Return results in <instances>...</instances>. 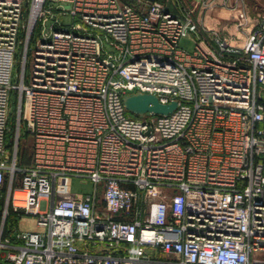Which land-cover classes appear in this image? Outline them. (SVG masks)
I'll return each instance as SVG.
<instances>
[{
  "label": "built area",
  "instance_id": "2783aa9c",
  "mask_svg": "<svg viewBox=\"0 0 264 264\" xmlns=\"http://www.w3.org/2000/svg\"><path fill=\"white\" fill-rule=\"evenodd\" d=\"M129 1L0 0L3 263L264 264V18L187 51L190 17ZM135 94L176 107L129 118Z\"/></svg>",
  "mask_w": 264,
  "mask_h": 264
},
{
  "label": "rangeland",
  "instance_id": "374dc122",
  "mask_svg": "<svg viewBox=\"0 0 264 264\" xmlns=\"http://www.w3.org/2000/svg\"><path fill=\"white\" fill-rule=\"evenodd\" d=\"M121 2L130 3L129 0H121ZM160 2L165 3L174 14L179 16L187 15L192 20L191 31L187 32L181 43L187 51L192 49L193 39L196 40L202 37L212 48H215L216 41L221 39L232 40L234 43L237 33L241 31L243 33L250 32L256 27L250 22L249 18L255 15H264V0H160ZM215 6L219 7V9L215 10ZM241 14L244 16V20L240 19ZM30 61L31 51L27 56L25 67L27 72L29 71ZM12 82L15 83L16 79L13 78ZM16 101L15 95H11L9 103L10 123L14 121L16 115ZM126 115L133 119L142 118V116L129 112ZM31 145V138L28 141L25 137L21 140L19 153L26 160L31 157ZM71 190L74 193H89L93 190V186L89 182L74 179L71 183ZM19 224L21 226L20 230L37 231L33 217H24L19 221ZM3 257L4 254L0 252V264H4Z\"/></svg>",
  "mask_w": 264,
  "mask_h": 264
},
{
  "label": "water",
  "instance_id": "95a60500",
  "mask_svg": "<svg viewBox=\"0 0 264 264\" xmlns=\"http://www.w3.org/2000/svg\"><path fill=\"white\" fill-rule=\"evenodd\" d=\"M123 105L127 112L143 116L145 114L167 115L171 113L176 103L162 105L153 95L135 94L123 97Z\"/></svg>",
  "mask_w": 264,
  "mask_h": 264
},
{
  "label": "trees",
  "instance_id": "16d2710c",
  "mask_svg": "<svg viewBox=\"0 0 264 264\" xmlns=\"http://www.w3.org/2000/svg\"><path fill=\"white\" fill-rule=\"evenodd\" d=\"M18 59H19V54L17 55V60ZM15 68L18 70L19 69V64H16ZM14 123H15V118H14V121L12 123L9 122L10 130H9V132L6 135V141H7L8 144L12 141V138H13L14 127H15ZM24 137L27 140V138H28L27 134L22 133L21 134V139H24ZM18 159H19V165H21V166L27 165L30 162V159H27V160L24 159L22 157V155H20V153H19ZM0 205H1V201H0ZM17 222H18V217L13 215V214H11L5 221V228H4V231H3V236H8L10 231H11L12 225L16 224Z\"/></svg>",
  "mask_w": 264,
  "mask_h": 264
},
{
  "label": "crops",
  "instance_id": "0c3cea01",
  "mask_svg": "<svg viewBox=\"0 0 264 264\" xmlns=\"http://www.w3.org/2000/svg\"><path fill=\"white\" fill-rule=\"evenodd\" d=\"M167 7V6H166ZM167 9H168V7H167ZM215 10L216 9H219V7H217V6H215V8H214ZM170 12H172L170 9H168ZM173 13V12H172ZM256 16V17H255ZM254 17H252V18H249V20H250V22H252V24H254V25H257L263 18H264V15L263 16H261V15H255ZM252 19V20H251ZM257 22V23H256ZM249 32H246V33H243V31H241L240 33H237V36L235 37V39H236V41H234V43H233V41L231 40V41H228V42H230V44H235L234 46H241L242 44H243V42H244V40H245V37H246V35L248 34ZM194 40V39H193ZM193 40H192V42H193ZM18 228L19 229H21V226H20V224L18 223ZM22 230H24V229H22ZM27 231V230H26Z\"/></svg>",
  "mask_w": 264,
  "mask_h": 264
},
{
  "label": "bare ground",
  "instance_id": "6f19581e",
  "mask_svg": "<svg viewBox=\"0 0 264 264\" xmlns=\"http://www.w3.org/2000/svg\"><path fill=\"white\" fill-rule=\"evenodd\" d=\"M17 196H18V197H21L22 195L18 194Z\"/></svg>",
  "mask_w": 264,
  "mask_h": 264
}]
</instances>
